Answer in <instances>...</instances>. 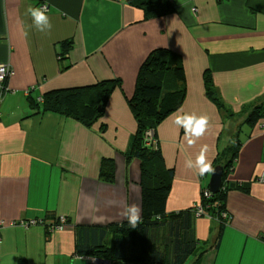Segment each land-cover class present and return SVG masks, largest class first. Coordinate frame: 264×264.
<instances>
[{
	"label": "crops",
	"instance_id": "1",
	"mask_svg": "<svg viewBox=\"0 0 264 264\" xmlns=\"http://www.w3.org/2000/svg\"><path fill=\"white\" fill-rule=\"evenodd\" d=\"M170 1L171 13L144 19L125 0H0V62L12 70L8 90L0 93V264H114L101 254L79 258L77 230L125 221V205L136 204L141 215V162L127 151L136 120L127 98L141 63L159 47L181 56L186 76L181 106L153 138L173 169L165 209L200 202L211 173L196 174V157L207 146L212 165L237 133L241 145L227 178L245 187L227 193L231 219L217 250L210 245L218 223L196 220L199 246H206L197 262L264 264V182L257 180L264 173V117L247 122L253 105L264 102V0ZM42 2L51 24L44 32L26 11ZM67 39L68 58L59 60V43ZM205 71L228 110L206 94ZM113 79H120V87L89 127L45 112L34 100L51 90ZM185 113L208 117L204 135L191 137V145L173 123ZM104 160L113 165L111 179L101 173ZM58 215L69 224L48 229ZM31 220L37 223L25 224Z\"/></svg>",
	"mask_w": 264,
	"mask_h": 264
},
{
	"label": "trees",
	"instance_id": "2",
	"mask_svg": "<svg viewBox=\"0 0 264 264\" xmlns=\"http://www.w3.org/2000/svg\"><path fill=\"white\" fill-rule=\"evenodd\" d=\"M130 6L142 11L144 19L162 17L171 13L174 6L170 0H125ZM59 60L68 58L71 39L61 41ZM12 73L0 83V93L8 90L7 81ZM206 94L218 106L225 108L219 92L213 86L212 76L205 71ZM120 79L102 80L90 86L51 90L34 98L45 112H56L91 126L101 117L102 109L110 94L120 87ZM10 91V90H9ZM8 91V92H9ZM186 93V76L181 56L175 51L159 47L149 52L141 63L133 94L127 98L128 106L136 120V130L130 139L128 156H136L141 164L142 209L140 223L135 229L127 220L105 226L79 227L76 254L79 258H94L101 254L114 264H198L199 256L206 246L196 236L195 224L200 217H208L219 225V231L210 248L217 250L222 229L231 219L226 210V196L229 190L243 189V184L233 183L227 176L237 157L241 145L236 133L232 145H228L215 156L212 168L223 166L222 185L217 193L208 192L206 183L200 202L180 210L167 212L166 200L171 188L173 169L167 168L158 144H146L147 132L155 138L158 125L182 104ZM0 95V105H1ZM38 98V99H37ZM98 106L101 107L98 110ZM247 117L249 124L264 117V102L255 104ZM1 116V111H0ZM233 140V139H232ZM110 161L101 163V173L111 179L113 167ZM105 171V172H103ZM201 211H197V207ZM61 215L54 218L48 229H55ZM65 225L69 219L65 216Z\"/></svg>",
	"mask_w": 264,
	"mask_h": 264
},
{
	"label": "clouds",
	"instance_id": "3",
	"mask_svg": "<svg viewBox=\"0 0 264 264\" xmlns=\"http://www.w3.org/2000/svg\"><path fill=\"white\" fill-rule=\"evenodd\" d=\"M26 11L27 14L31 16L34 25L39 31L44 32L50 30L51 24L44 10L29 6ZM173 123L178 129L183 128L185 139L188 144L191 145L194 142L191 137L194 136L199 138L204 135L208 127V117L205 115L196 116L195 114L185 113L183 115H176L173 119ZM206 152L207 146H203L196 157L195 166L198 169L196 174L199 176H203L205 173L214 172L211 161L206 158ZM185 166L191 168V160L186 161ZM62 216L65 217V215ZM121 216L127 220L131 228L135 229L140 223V208L136 204L125 205L124 210L121 212Z\"/></svg>",
	"mask_w": 264,
	"mask_h": 264
},
{
	"label": "built area",
	"instance_id": "4",
	"mask_svg": "<svg viewBox=\"0 0 264 264\" xmlns=\"http://www.w3.org/2000/svg\"><path fill=\"white\" fill-rule=\"evenodd\" d=\"M38 8H41L42 10H44V11H47L48 10V8H47V5H46V3H40V5L38 6ZM12 73V70H11V67H10V65H9V63H7V62H0V77H2V78H0V83L2 82V80L5 78V77H7V76H9L10 74ZM0 88H1V85H0ZM1 92V91H0ZM148 138V141L146 142V144L148 145V144H155L156 143V141L153 139V138H151V136L150 137H147ZM257 180H259V181H261V182H264V173L263 174H261L258 178H257ZM208 191V190H207ZM209 192V191H208ZM197 211L198 212H200L201 211V207H197ZM37 223V220H31V221H28V223H25V224H36ZM65 220H64V216H62L61 215V220H60V223L56 226V228L55 229H57V230H62V229H64L65 228ZM53 230V229H52ZM85 259H89L88 257H86ZM91 259V258H90ZM89 259V260H90Z\"/></svg>",
	"mask_w": 264,
	"mask_h": 264
},
{
	"label": "water",
	"instance_id": "5",
	"mask_svg": "<svg viewBox=\"0 0 264 264\" xmlns=\"http://www.w3.org/2000/svg\"><path fill=\"white\" fill-rule=\"evenodd\" d=\"M100 109L101 107L98 106V110ZM213 169H214V172L211 173V176L208 182L209 192L212 194L217 193L220 190V187L222 185L223 166L216 165ZM199 248L201 247L196 248L193 255L196 254Z\"/></svg>",
	"mask_w": 264,
	"mask_h": 264
}]
</instances>
